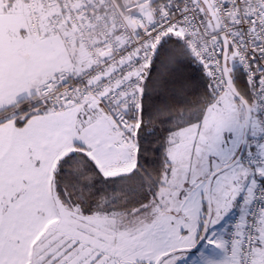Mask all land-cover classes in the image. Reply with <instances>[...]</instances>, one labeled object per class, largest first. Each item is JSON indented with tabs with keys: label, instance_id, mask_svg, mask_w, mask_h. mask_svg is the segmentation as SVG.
Instances as JSON below:
<instances>
[{
	"label": "snow or ice",
	"instance_id": "6c2138e0",
	"mask_svg": "<svg viewBox=\"0 0 264 264\" xmlns=\"http://www.w3.org/2000/svg\"><path fill=\"white\" fill-rule=\"evenodd\" d=\"M0 264H264V0H0Z\"/></svg>",
	"mask_w": 264,
	"mask_h": 264
}]
</instances>
